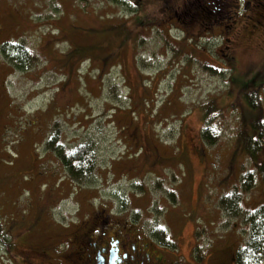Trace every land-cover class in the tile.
Wrapping results in <instances>:
<instances>
[{"label":"rangeland","instance_id":"1","mask_svg":"<svg viewBox=\"0 0 264 264\" xmlns=\"http://www.w3.org/2000/svg\"><path fill=\"white\" fill-rule=\"evenodd\" d=\"M250 1L209 18L196 12L208 0H0V44L33 55L21 68L0 51V219L13 245L0 264L34 248L59 264L96 214L167 227L170 264L233 256L248 224L219 200L264 167V11ZM210 118L211 144L200 134ZM55 122L64 144L94 145L83 183L45 148ZM251 136L262 142L254 154ZM254 181L245 209L264 203L260 173Z\"/></svg>","mask_w":264,"mask_h":264},{"label":"trees","instance_id":"2","mask_svg":"<svg viewBox=\"0 0 264 264\" xmlns=\"http://www.w3.org/2000/svg\"><path fill=\"white\" fill-rule=\"evenodd\" d=\"M109 1V0H108ZM111 2H118L119 0H110ZM140 0H138L139 2ZM198 1V0H194ZM209 5L213 6L211 9L208 7L205 9H200L199 7V14L203 16H207L212 18L216 14L218 10V5H223L226 7H233L235 9L242 8L245 5L247 6V10L249 8L254 9V4L248 5L252 1H245L242 0H208ZM213 1V2H212ZM212 3V4H211ZM264 0L256 1L255 8L261 9V12L264 11V5L261 6ZM133 4V0H132ZM261 7V8H260ZM214 8V9H213ZM225 12H227L225 10ZM178 16L177 13H175ZM228 18V16H227ZM226 18V19H227ZM229 18H232L230 16ZM264 18V15H263ZM0 51L5 53V55L10 59L11 62L14 64L16 63L21 68H26L29 61L32 59L31 51L23 44L14 40H7L3 41L0 44ZM262 89L264 88V82H262ZM259 89V88H258ZM253 97V96H252ZM251 97V98H252ZM210 103V102H209ZM211 104V103H210ZM253 104L250 103V106ZM254 107V106H253ZM205 114V113H204ZM205 116V115H204ZM212 119L203 121V125L201 126V136L202 139L207 141L211 144L214 142V129L211 126ZM53 126L50 127V130L47 135V140L45 142V148H51L52 152L55 153L56 156L60 157V163L62 164L65 174L67 177L74 183V182H81L83 183L84 180L90 178L93 172L96 169L98 155L95 153L94 145L92 143L84 142L83 144L77 145H69L64 144L63 141H60V133L61 129L60 126L57 125V122L52 124ZM261 126V124H260ZM262 127L264 129V121L262 123ZM214 135H210V134ZM249 139L246 140V144H243V147L247 149V151L251 154L254 152L262 150L260 147L262 142L259 138H255L254 136L248 137ZM66 145V146H65ZM256 172L261 174V177L264 179V167L259 164H256L255 171H248L245 172L241 178H239V184L235 185L234 188L230 189L226 194H224L221 199L219 200V204L221 206V210L223 214H226L230 217H239L245 224H248V231H247V239L244 244L240 245V247L234 252L233 256H229L231 264H263L264 259V203L260 204L257 207L245 209L241 205V200L245 197V193L248 191L250 187L255 184L256 179ZM153 234L157 238H159L160 242L165 245H169L171 243L170 239L167 236V227L161 226L154 227L152 230ZM13 246L11 245V240L7 234L5 225L2 223L0 219V249L3 247L5 251H8L9 248ZM30 250H26V253H29ZM24 255V252H23ZM26 255V254H25ZM25 255L22 259L23 264H28L30 262V257L26 255L27 262H24ZM12 261V260H11ZM229 264V263H227Z\"/></svg>","mask_w":264,"mask_h":264},{"label":"flooded vegetation","instance_id":"3","mask_svg":"<svg viewBox=\"0 0 264 264\" xmlns=\"http://www.w3.org/2000/svg\"><path fill=\"white\" fill-rule=\"evenodd\" d=\"M95 220L94 227L90 224L74 239L78 243L77 250L59 255L56 259L59 264H170L163 258L166 251L153 232L147 233L132 222L114 224L102 214H96ZM56 239L50 237L49 241ZM48 252L45 248H34L29 253L24 251V255L30 257L28 264H48L52 258ZM26 255L24 262H27ZM229 260L224 259L221 264H231Z\"/></svg>","mask_w":264,"mask_h":264}]
</instances>
